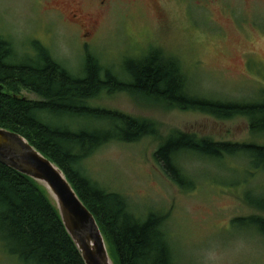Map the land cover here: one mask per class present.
<instances>
[{"label":"rangeland","instance_id":"374dc122","mask_svg":"<svg viewBox=\"0 0 264 264\" xmlns=\"http://www.w3.org/2000/svg\"><path fill=\"white\" fill-rule=\"evenodd\" d=\"M77 2L89 19L84 29L80 17L71 14ZM99 2L0 0V30L13 44L18 63L34 56L33 43L39 42L75 75L83 74L90 54L124 77L121 69L127 59L160 50L179 60L194 95L224 102L264 99V0ZM21 94L41 100L25 90ZM88 103L159 126V138L109 144L87 158L82 169L99 187L127 197L137 215L152 211L166 216L176 264H264V237L252 225L233 224L259 213L245 199L264 196L263 172L255 173L244 157L211 161L186 154L180 165L195 187L183 191L154 160L160 144L176 131L262 146L264 132L253 133L244 117L222 120L127 93L103 94ZM0 264L18 262L0 246Z\"/></svg>","mask_w":264,"mask_h":264},{"label":"trees","instance_id":"16d2710c","mask_svg":"<svg viewBox=\"0 0 264 264\" xmlns=\"http://www.w3.org/2000/svg\"><path fill=\"white\" fill-rule=\"evenodd\" d=\"M13 47L0 30V128L21 134L65 172L95 215L106 244L117 258L116 262L110 253L115 264H176L166 216L152 211L137 215L127 197L99 187L82 169L87 158L109 144L159 138V126L119 111L92 107L89 100L103 94L127 93L222 120L244 117L249 119L253 133H262L264 99L224 102L194 95L179 60L160 50L140 59H127L121 77L90 54L83 74L75 75L39 42L32 46L35 55L18 63ZM23 90L41 100L23 97ZM52 117L73 123L54 124ZM186 154L211 161L244 157L255 173H264L262 145L217 142L176 131L160 144L154 160L183 191L195 187L180 165ZM245 202L259 213L237 218L233 224L252 225L264 237V196L247 195ZM0 246L18 264H85L46 189L1 163Z\"/></svg>","mask_w":264,"mask_h":264},{"label":"water","instance_id":"95a60500","mask_svg":"<svg viewBox=\"0 0 264 264\" xmlns=\"http://www.w3.org/2000/svg\"><path fill=\"white\" fill-rule=\"evenodd\" d=\"M0 163L46 189L85 264H115L95 215L55 162L21 134L0 128Z\"/></svg>","mask_w":264,"mask_h":264},{"label":"flooded vegetation","instance_id":"af4514ba","mask_svg":"<svg viewBox=\"0 0 264 264\" xmlns=\"http://www.w3.org/2000/svg\"><path fill=\"white\" fill-rule=\"evenodd\" d=\"M106 1L107 0H100V2H99V4L101 5V6H103V5H105V3H106ZM76 4V7H75V12H74V14H73V12H71V14H72V16H73V18H78V17H80V23H81V28H87L86 26V21L87 20H89V19H87V17H85L84 15H83V12H82V10H81V3H75ZM76 13V14H75ZM89 17V16H88ZM86 25V26H85ZM94 27L95 26H92L91 27V30L92 29H94Z\"/></svg>","mask_w":264,"mask_h":264}]
</instances>
